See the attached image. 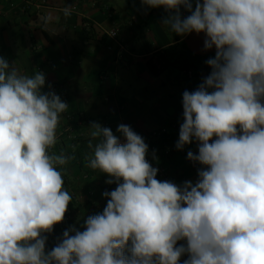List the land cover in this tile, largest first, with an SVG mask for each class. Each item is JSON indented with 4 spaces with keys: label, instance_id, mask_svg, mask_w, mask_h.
I'll list each match as a JSON object with an SVG mask.
<instances>
[{
    "label": "clouds",
    "instance_id": "clouds-1",
    "mask_svg": "<svg viewBox=\"0 0 264 264\" xmlns=\"http://www.w3.org/2000/svg\"><path fill=\"white\" fill-rule=\"evenodd\" d=\"M141 4L163 7L161 24L181 37L204 33L205 50L216 49L210 75L183 93L175 145L198 143V154L187 153L204 166L198 180L156 179L139 134L120 124L121 141L92 122L87 166L117 187L103 193L107 205L85 230H65L46 251L44 233L72 201L57 168L72 157L49 151L69 105L41 91L43 72L22 75L0 57V264H181L184 255L183 264H264V0ZM62 11L68 17L72 8Z\"/></svg>",
    "mask_w": 264,
    "mask_h": 264
},
{
    "label": "crops",
    "instance_id": "crops-1",
    "mask_svg": "<svg viewBox=\"0 0 264 264\" xmlns=\"http://www.w3.org/2000/svg\"><path fill=\"white\" fill-rule=\"evenodd\" d=\"M34 1L45 2L25 9L20 0H0V57L22 75L43 72L41 91H52L69 105L61 114L57 143L49 150L72 157L66 165H57L72 201L63 222L44 233L46 242L57 244L65 230H85L87 217L102 214L107 205L100 179L104 173L88 167L85 159L92 151V122L110 128L121 141L116 131L120 124L139 134L148 145L146 159L158 169L156 179L178 186L198 180L204 166L187 158L188 151L198 154V143L194 140L183 150L175 145L183 123V93L197 90L206 75L188 71V80L177 79L176 72L153 75L146 60L168 47L199 56L216 49L205 50L204 33L176 35L161 24L168 15L165 9L145 8L141 0ZM68 6L72 12L65 17L62 10ZM189 14L181 7L182 18ZM111 29L117 30V37L107 35Z\"/></svg>",
    "mask_w": 264,
    "mask_h": 264
},
{
    "label": "trees",
    "instance_id": "trees-1",
    "mask_svg": "<svg viewBox=\"0 0 264 264\" xmlns=\"http://www.w3.org/2000/svg\"><path fill=\"white\" fill-rule=\"evenodd\" d=\"M215 53L216 52L205 56H199L187 53L182 48L178 49L177 46L168 47L155 52L152 56H150L146 60V66L153 75H160L162 73L174 74L176 72L177 75H175V77L177 79L181 78L182 80H188L189 77L187 72L190 71L191 74H204L207 77L210 75L212 69L206 61L210 58H214ZM100 179L103 183L105 191L111 192L117 187L116 183H106V181L110 179L106 173L101 174ZM107 198L109 199V197ZM55 245L56 243L54 241L46 242V251H50Z\"/></svg>",
    "mask_w": 264,
    "mask_h": 264
},
{
    "label": "built area",
    "instance_id": "built-area-1",
    "mask_svg": "<svg viewBox=\"0 0 264 264\" xmlns=\"http://www.w3.org/2000/svg\"><path fill=\"white\" fill-rule=\"evenodd\" d=\"M20 2H21V4L23 6H25V9H28L31 6H34V5H36V6H39L40 4L42 5V4H44L45 1L39 3V2H36L34 0H20ZM85 26L87 28H90V23L89 22H85ZM107 35L110 36V37H112V38H115V37H117V30L116 29H111L110 31L107 32ZM189 74H191L190 71H189ZM55 87H51V90H54L55 91L56 90ZM161 131H164L165 132V131H167V128H162ZM187 258H188L187 255L182 256L181 257V264H183V261L185 259H187Z\"/></svg>",
    "mask_w": 264,
    "mask_h": 264
}]
</instances>
